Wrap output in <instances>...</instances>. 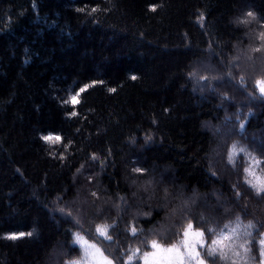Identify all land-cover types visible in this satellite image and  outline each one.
<instances>
[{"label": "trees", "instance_id": "16d2710c", "mask_svg": "<svg viewBox=\"0 0 264 264\" xmlns=\"http://www.w3.org/2000/svg\"><path fill=\"white\" fill-rule=\"evenodd\" d=\"M248 11L264 17V0H0V264H62L81 255L78 236L113 264H140L145 236L128 226L178 224L169 216L180 192L194 225L202 213L236 229L239 242L245 231L256 237L264 201L248 182L264 178V97L255 89L264 52L252 49L264 29L239 23ZM49 134L62 142L46 144ZM21 232L32 235L6 238Z\"/></svg>", "mask_w": 264, "mask_h": 264}, {"label": "snow or ice", "instance_id": "6c2138e0", "mask_svg": "<svg viewBox=\"0 0 264 264\" xmlns=\"http://www.w3.org/2000/svg\"><path fill=\"white\" fill-rule=\"evenodd\" d=\"M83 10V9H81ZM150 11L155 12L156 7L150 6ZM92 12H96L97 8L93 7L91 9ZM247 18L239 19V23L241 24H250L253 20H256L262 29H264V17H261L257 20L252 11H248L246 13ZM251 18V19H248ZM201 20L204 19L203 15L200 17ZM254 41H257L258 44L252 50L256 53L264 52V31H260L256 36L253 37ZM251 59V57H250ZM193 69L197 71H207L209 70L208 65H193ZM197 71H192L190 69L191 75L196 77ZM131 79L135 80L136 76L133 75ZM200 79H207V77L201 76ZM241 84H243V77H240ZM97 84H103L102 80L93 81L91 85H86L79 89L75 95L71 97V104L75 106L79 104L80 101L77 97L87 91L88 87H94ZM255 89L259 91L260 96L264 97V78L257 79L255 81ZM111 92H115L116 89H109ZM251 97V93H249ZM255 99V97H251ZM65 104L69 103L68 100L64 101ZM69 118L78 115L76 111H72L68 114ZM241 131H243L244 125H239ZM41 139L46 144H56L62 142V137L60 135H42ZM152 139L151 136H147L146 140L150 141ZM70 143V142H69ZM135 143V141H133ZM67 147V146H66ZM233 150L236 149L237 145H233ZM245 151V149L241 148V152ZM109 155H111V151L109 150ZM60 159H64L63 154L60 155ZM92 160H97V156L93 154L91 156ZM229 161L231 162L233 157L230 154L228 156ZM128 163L131 165V170L133 173L138 174V176H145L147 170L140 163L137 158H131ZM105 164H101V167H105ZM246 172L248 168L244 169ZM259 180V178H257ZM89 183H91V179L89 178ZM151 183V181H150ZM251 187L256 189V195L260 197L261 201H264V180H259V185H251V182H248ZM165 194H167V188H164ZM91 195L93 197L97 196L96 192H92ZM180 196L182 203L181 205L173 211L169 216V220H171L172 216L178 214L179 223H171L168 224L167 227L154 224L153 228L149 230L148 233H144L143 229H141L138 233L137 227L135 225L128 226V230L130 231L131 236L139 239L140 234L145 236V239L141 241V245L145 249L141 252L140 248H137L136 255L140 258V264H219V261H228L231 257H240L241 252L237 251L236 248L244 250V253L248 255L249 259H253L256 261V264H264V225L261 226L260 229H257L256 237L253 236L252 232L245 231L244 236L248 239L245 240L244 243L239 244L238 246L233 243L234 238L236 237V229L232 228L230 232H225V229H229V224H224L222 227L217 223L215 217H205L202 213L196 218V224H193V215L190 208V200L191 198H184L182 192L178 193ZM238 195V193L236 194ZM122 201L126 203V197L120 198ZM61 212L64 209L60 210ZM243 211V208H242ZM145 215L150 216L151 213H145ZM245 217H247L248 213L244 211ZM69 219L66 222L73 223L70 219L71 213H68ZM236 221H240V216H236ZM112 229H115L116 225L113 224ZM246 229H251L254 225L250 222L246 226ZM159 228V231L157 229ZM31 236L32 233H24L21 232L19 234H11L6 238L9 240H17L22 238L23 236ZM86 235H88L86 233ZM95 235L101 238L102 241H108L109 246L113 240L112 234H110L106 225H97L95 228ZM171 239H168V237ZM155 237H159L156 239ZM257 237L258 246L256 243ZM91 238V237H90ZM167 241V242H166ZM227 242V243H226ZM74 243H80L79 236ZM83 245H87L84 248L83 254L78 256L77 258H68L62 261V264H113V259H109L108 256L101 251L100 248L96 246V243H89L88 240H83ZM95 249V252L99 255V259L95 257L89 261V253L88 249ZM256 249L258 253V259L255 254H253V249ZM227 249V250H226ZM114 258V259H118ZM131 257L128 260H121V264H130ZM232 264H236L235 260H232ZM244 264H247V260H245Z\"/></svg>", "mask_w": 264, "mask_h": 264}, {"label": "rangeland", "instance_id": "374dc122", "mask_svg": "<svg viewBox=\"0 0 264 264\" xmlns=\"http://www.w3.org/2000/svg\"><path fill=\"white\" fill-rule=\"evenodd\" d=\"M254 177H255V179H254L255 180V183L258 184V185H259V180H264V178H261V177H259L256 174H254ZM257 178H259V180ZM79 238H80V243H76V244L79 245L80 250H81V255H82L83 254V251H84V248H86L87 245H83V240H85L84 238H81V237H79ZM237 238L238 237L234 238V240H233V243L235 245L238 246L239 244L244 243V242H242V240L239 242ZM76 240H77V237H76ZM236 250L241 252V256L240 257H231V259L229 261L232 263V260H235L236 261V264H243L242 261L244 259L246 260V256L244 254V250L243 249H240L239 247H237ZM88 253H89V261H91L93 257H95L96 259H99L100 258L99 255L95 252V249L89 248L88 249Z\"/></svg>", "mask_w": 264, "mask_h": 264}]
</instances>
